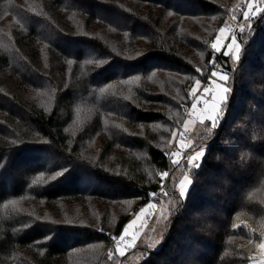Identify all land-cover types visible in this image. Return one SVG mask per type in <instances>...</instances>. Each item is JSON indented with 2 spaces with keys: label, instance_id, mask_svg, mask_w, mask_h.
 Listing matches in <instances>:
<instances>
[{
  "label": "trees",
  "instance_id": "trees-1",
  "mask_svg": "<svg viewBox=\"0 0 264 264\" xmlns=\"http://www.w3.org/2000/svg\"><path fill=\"white\" fill-rule=\"evenodd\" d=\"M218 1L0 0V264H251L264 231V139H250L264 136L253 125L264 127V0L252 37L239 35L229 97L186 199L167 193L179 210L161 244L123 256L114 245L172 169L167 148L201 79L194 62L206 82L229 60L212 49L227 18ZM162 74L184 77L176 94ZM135 79L132 95L117 96ZM99 131L112 133L92 159L84 143ZM79 200L100 207L60 220L61 204ZM243 220L257 224L251 244L233 247Z\"/></svg>",
  "mask_w": 264,
  "mask_h": 264
},
{
  "label": "rangeland",
  "instance_id": "rangeland-1",
  "mask_svg": "<svg viewBox=\"0 0 264 264\" xmlns=\"http://www.w3.org/2000/svg\"><path fill=\"white\" fill-rule=\"evenodd\" d=\"M217 1V0H215ZM262 0H221L219 4L220 6L226 10V21L224 22L223 26L219 28L217 34L215 35L212 41V49L216 53L223 52L224 56H228L229 60L223 59L222 61L217 62V66L214 67L206 82L202 79L207 74V67L203 63L202 60H197L194 63L198 64V67L202 69V74L199 76L200 80H197L194 83V86L190 90L192 94V102L188 109L184 110L186 112V117L183 120V123L178 125V128H175L174 135L171 137L170 145L168 150L171 151V159H172V169L168 170L167 172H162L159 174L160 178H164L163 182L161 183V189L152 194V199L148 201L146 204L140 207L139 210L132 214L130 220L124 225V228L120 234L121 238H124L122 243L118 245L117 252L120 255L119 249L124 248L125 254L129 250H133L140 245V247L145 248L146 246L151 247L152 249H157L161 244V241L164 237L166 226L169 218L175 212V210H179L178 206L175 204L174 209H172L173 201L171 197L167 196V193L170 192L172 195L175 196L177 204L180 201V196L183 199H186L191 185H192V176L188 172L193 167H199L205 152L206 148L204 147L205 142L209 141L215 131H213V127H215L218 122L220 121L221 116L223 115L225 105L227 103L229 92L231 90L230 87V71L229 67L231 66L234 68L241 58L242 53V43L240 41L239 35L244 33V40L248 41L253 35V21L252 18L258 15L260 9L262 10ZM173 17H169L167 20H171ZM175 19V18H174ZM168 22V21H167ZM241 26H243L241 28ZM223 37V39H221ZM239 45L240 51L238 53L239 58L235 59L234 52L236 45ZM217 45H219L217 47ZM229 77L226 79L225 77ZM160 84L168 85V88H171L172 91L176 94V87L179 82L184 80V77L178 76L174 78V80L165 79V75H161ZM178 80V81H177ZM138 80H133L130 84L126 85L125 82H120L115 86V92H117V96L126 97L132 95L133 89L138 86ZM212 88V92H208L207 89ZM113 89V88H112ZM114 90V89H113ZM227 90L226 99L222 101L221 109H220V95L223 94V91ZM196 92L200 93V95H196ZM46 96H38L35 97L36 101H46L44 98ZM222 112V115L220 113ZM80 117V119L89 118L88 116L85 117V114ZM118 118L119 124L114 121L113 125L115 126L113 132L116 133L118 129L123 128L121 117H113ZM125 122V121H124ZM79 124V123H78ZM112 125V124H111ZM112 127V126H111ZM212 129L209 131V129ZM164 131H168V129H162ZM217 130V129H216ZM131 129L125 126V133L128 136H131L129 133ZM213 131V132H212ZM106 133V135H105ZM112 131L110 132V134ZM118 133V132H117ZM107 131H99L94 134V136H88L89 138L86 139L84 146L87 149L84 151L87 152V155L90 156L92 159L97 157V154L100 150V141L103 138H107V135H110ZM77 131L74 133L73 142H77ZM201 153H203L201 157ZM175 170V171H174ZM167 177V179H166ZM171 184L169 183V179ZM184 187V191L182 192L181 189ZM94 204H89V202H85L79 200L76 204H66L63 202L61 204L62 208L59 212H61L60 220H77L78 214L80 212H92L95 213L99 209V205L90 200ZM121 207V212H124L126 209L128 210L127 204L119 205ZM23 209L28 210L26 204L16 203L15 209ZM119 208V207H118ZM149 216L143 226L139 230L138 236H131L127 232L128 224L139 215L141 210L149 209ZM19 210V209H18ZM105 210V209H103ZM126 210V211H127ZM175 214V213H174ZM57 219V218H52ZM160 219V220H158ZM243 225H241L243 230L239 232L240 235L232 238L233 247H248L252 241V235L256 228V223L243 220ZM262 238L259 242L256 243L252 252H251V264H264V249H261V245H264V231L262 233ZM117 234L115 237H117ZM236 240V242H235ZM237 244V245H235ZM235 245V246H234ZM124 254V255H125ZM133 257L141 260L143 257V252L138 253L137 255H133ZM134 260L127 262L126 264H133Z\"/></svg>",
  "mask_w": 264,
  "mask_h": 264
},
{
  "label": "snow or ice",
  "instance_id": "snow-or-ice-1",
  "mask_svg": "<svg viewBox=\"0 0 264 264\" xmlns=\"http://www.w3.org/2000/svg\"><path fill=\"white\" fill-rule=\"evenodd\" d=\"M260 11H262V10L260 9L259 11H256V12L258 13ZM242 27L243 26H241V28ZM221 39H223V37H221ZM218 46L219 45H217V47ZM239 51H240V48H239V45L237 44L236 47H235V52H234L235 59H238L239 58V55H238ZM225 78L228 79L229 77L226 76ZM207 91L210 93V92L213 91V89L212 88H209V89H207ZM226 93H227V90H224L223 91V94L220 95V109H221L222 101H224L226 99ZM196 95H200V93L196 92ZM211 130L212 129L210 128L209 131H211ZM200 155L202 157L203 153H201ZM181 191L182 192L184 191V187H182ZM149 210H150V208L147 209V210H141L139 212V215H137L136 218L133 219L128 224V226H127V232L131 236H138L140 228L143 226V224L145 223V221L147 220V218H148V216L150 214ZM158 220H160V219H158ZM260 247H261V249H264V245H261ZM119 252H120V255L123 256L125 254L124 248H120L119 249ZM262 253H264V252H262Z\"/></svg>",
  "mask_w": 264,
  "mask_h": 264
},
{
  "label": "clouds",
  "instance_id": "clouds-1",
  "mask_svg": "<svg viewBox=\"0 0 264 264\" xmlns=\"http://www.w3.org/2000/svg\"><path fill=\"white\" fill-rule=\"evenodd\" d=\"M220 115H222V112L220 113ZM255 127L257 128H260V129H264V127H260V126H257L255 124H253ZM250 139L255 142V141H258L260 139H264V136H261V135H258L256 133L252 134ZM244 153H247V158L251 156V153L250 152H244ZM241 158L242 159H245V156L243 154H241Z\"/></svg>",
  "mask_w": 264,
  "mask_h": 264
},
{
  "label": "built area",
  "instance_id": "built-area-1",
  "mask_svg": "<svg viewBox=\"0 0 264 264\" xmlns=\"http://www.w3.org/2000/svg\"><path fill=\"white\" fill-rule=\"evenodd\" d=\"M124 240V238H121L120 236H118L117 238H115L114 240V245H120L122 243V241Z\"/></svg>",
  "mask_w": 264,
  "mask_h": 264
}]
</instances>
